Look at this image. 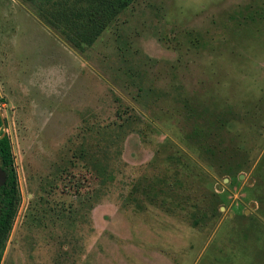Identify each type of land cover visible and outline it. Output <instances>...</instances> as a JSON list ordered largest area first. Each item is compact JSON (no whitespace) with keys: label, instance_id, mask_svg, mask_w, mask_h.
Segmentation results:
<instances>
[{"label":"rangeland","instance_id":"rangeland-1","mask_svg":"<svg viewBox=\"0 0 264 264\" xmlns=\"http://www.w3.org/2000/svg\"><path fill=\"white\" fill-rule=\"evenodd\" d=\"M51 9L0 0V264H264V0H136L81 48Z\"/></svg>","mask_w":264,"mask_h":264},{"label":"trees","instance_id":"trees-1","mask_svg":"<svg viewBox=\"0 0 264 264\" xmlns=\"http://www.w3.org/2000/svg\"><path fill=\"white\" fill-rule=\"evenodd\" d=\"M136 0H46L51 4V11L46 12L48 24L62 29L67 35L74 32L75 36L70 41L75 46L81 48L83 45H92L102 33L117 19V17L128 9ZM45 16V17H46ZM71 37V36H70ZM2 100L0 99V104ZM191 114L196 110L186 105ZM218 107V104H215ZM120 118L128 122L132 120L131 116H125L120 113ZM203 117L202 115L200 116ZM225 122L222 121L220 129L223 130ZM6 123L0 114V164L7 173V180L4 186L0 187V263L4 249L6 237L10 231L11 221L14 217L16 203L18 199L17 176L14 167V156L12 152L11 140L4 132ZM206 135L208 127L203 129ZM244 153L240 146L236 150L217 149L215 146L208 145L205 148V154L229 155ZM262 166H264V157L260 162L258 177H262Z\"/></svg>","mask_w":264,"mask_h":264},{"label":"water","instance_id":"water-1","mask_svg":"<svg viewBox=\"0 0 264 264\" xmlns=\"http://www.w3.org/2000/svg\"><path fill=\"white\" fill-rule=\"evenodd\" d=\"M1 116L2 112L0 111ZM7 180V173L3 170V166L0 164V187L4 186Z\"/></svg>","mask_w":264,"mask_h":264}]
</instances>
